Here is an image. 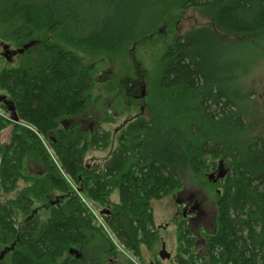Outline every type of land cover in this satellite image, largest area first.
Instances as JSON below:
<instances>
[{"label":"trees","instance_id":"trees-1","mask_svg":"<svg viewBox=\"0 0 264 264\" xmlns=\"http://www.w3.org/2000/svg\"><path fill=\"white\" fill-rule=\"evenodd\" d=\"M103 1L98 10L89 0H0V41H33L28 51L40 48L44 62L35 67L27 58L29 63L0 69V90L19 119L0 116V133L11 126L8 140H0V247L16 242L9 264H106L107 257L117 258L110 239L94 226L87 206L95 204L108 210L101 218L113 237L138 258L141 245L160 241L152 203L205 183L217 187L213 207L204 211L197 202L191 218L179 219V249L165 260L264 264V142L238 147L221 136L223 126L241 125V115L231 92L205 72L211 70L208 28L167 44L153 107L123 122L102 163H85L90 150L110 147V133L99 125L90 130L63 123L86 110L95 62L122 57L135 35L131 0H105L108 10ZM173 2L201 9L229 35L264 32V0ZM222 162L226 175L209 182ZM91 247L95 255H85Z\"/></svg>","mask_w":264,"mask_h":264},{"label":"rangeland","instance_id":"rangeland-1","mask_svg":"<svg viewBox=\"0 0 264 264\" xmlns=\"http://www.w3.org/2000/svg\"><path fill=\"white\" fill-rule=\"evenodd\" d=\"M89 1L96 2V9L99 10L98 2L102 0ZM112 1L114 0L107 2ZM153 1L148 4L149 2L145 3L141 0H131L130 4L135 15L133 41L126 47L122 57L109 62H95L98 74L95 73V83L90 90V102L86 110L77 115L74 120L83 124L84 129L96 130V126L99 125L101 129L108 131L111 135V145L105 151L90 150L85 157V163H102L115 147L116 137L120 134L123 122L139 112L146 113L147 108L153 107V96L159 95L156 88L158 71L167 44H170L176 35H185L199 28H208L212 37L209 50L205 51L211 62V70L206 68L205 72L216 75L228 89H226L227 94L231 92L235 109L241 115L239 127L231 130L227 126L222 127V138L227 144L232 143L231 145L238 147H246L254 141L264 142V32L257 31L251 35H229L214 28L210 16L197 7L180 9L173 0ZM107 2L104 0L103 5L108 10ZM113 10L112 5L109 12ZM126 14L125 10L121 20ZM3 41H0V54L3 53V47L6 45L8 51H15V56L11 62H6L1 57L0 69L7 64L16 67L20 62H28L25 61L27 58L31 59L28 63L35 67H40L44 63L40 58V48L25 50L22 54L17 53L22 45L30 41H24L19 46L14 42ZM82 62L89 64L88 60ZM222 83L218 87L224 90ZM0 95H3L1 90ZM0 113L8 121L13 122L8 112L1 109ZM109 116L112 117V122ZM67 123L66 121L65 124ZM10 131L11 126L6 127L0 133V140L6 142ZM224 164L221 163L223 170L226 171V164ZM217 170L218 168L210 173L214 175L213 179H216ZM213 179L209 182L213 183ZM219 181L222 179L217 180L215 184ZM216 188L206 183L202 186L192 184V186L175 189L161 200L153 202L154 222L160 241L150 248L141 245V256L138 258L122 247L107 229L101 218V210H104L96 209V204L87 206L94 218V226L102 228L118 254L117 258L107 257L106 264H171L172 262L165 260L166 258L160 257L162 243L165 245L162 256L168 254L175 257L179 249L180 233L177 222L182 216L186 221L191 218L190 211L195 210L192 206L197 202L203 203L204 211L206 210L204 207L209 204L213 207ZM190 191L193 193L190 194ZM188 197L191 204L183 206L181 200ZM111 201L117 202L116 194L111 196ZM193 231L194 228L191 232ZM112 239L125 254L114 245ZM191 252L194 253V250L192 249ZM95 253L96 249L91 247L85 255H95ZM10 255H4L0 264H9Z\"/></svg>","mask_w":264,"mask_h":264},{"label":"water","instance_id":"water-1","mask_svg":"<svg viewBox=\"0 0 264 264\" xmlns=\"http://www.w3.org/2000/svg\"><path fill=\"white\" fill-rule=\"evenodd\" d=\"M34 45V42H29V43H26L24 45H22V48L19 49L17 51V53L19 54H22L25 50H28L29 48H31L32 46ZM9 54H10V51H8V46H4L3 47V53H2V56L6 59V60H10L9 58ZM142 95V94H141ZM0 103H2L5 107V111L8 112L10 115H11V120L14 122V123H18V117L15 113V109H14V105L11 101L7 100L6 99V96L5 95H0ZM226 175V171L223 170L222 168V165L220 164L219 167H218V170H217V175H216V179L212 180L213 183H215L217 180L219 179H222L224 178V176ZM210 176H213L214 175H210ZM209 180L211 179L210 177H208ZM108 210H104V211H101V215L105 214ZM8 249H5L3 251L0 252V261L4 258V255L5 253L7 252ZM164 251V246L162 247V251L160 253H162ZM170 255H165V256H162L160 255L161 259H168Z\"/></svg>","mask_w":264,"mask_h":264},{"label":"flooded vegetation","instance_id":"flooded-vegetation-1","mask_svg":"<svg viewBox=\"0 0 264 264\" xmlns=\"http://www.w3.org/2000/svg\"><path fill=\"white\" fill-rule=\"evenodd\" d=\"M14 52H15V51H10V54H9V58H10V60H9V61L6 60L7 62H11V60H13V58H14V56H15V53H14ZM0 56L3 57L2 54H0ZM3 58H4V57H3ZM4 59H5V58H4ZM67 122H68L67 124L63 123V127L65 126L66 128H68L70 125H72V124H74V123H77L81 129H84V128H83V127H84L83 124H81V123L78 122V121H75L74 118H72L70 121H67ZM64 124H65V125H64ZM209 177H210L211 179H213V176H209ZM178 202H180V201H178ZM181 203H182L183 206H185V205H187V204H191V200H190V199L188 200V198H185V199L181 200ZM196 205H197V203H195V204L192 206V209L197 208ZM198 210H199V209H198ZM190 212H191V213H192V212H195V210H191ZM17 227H20L19 222L17 223ZM156 228H157V227H156ZM2 231H3V226L0 225V232H2ZM17 233H19V230L17 231ZM16 239H18V236H16ZM15 244H16V242H12V243H9V244L6 245V246H3V247L0 249V252L3 251V250H5V249H8L7 252L5 253V255H6V254H11V255H13V251H14V249H15ZM163 246H164V248H165L164 243H162V247H163ZM109 251H110V253L113 254V255H118L117 252L114 251V248L111 247V246H109ZM163 254H164V252L160 253V255H163ZM73 255H81V254H80V252H78V253H74ZM167 255H168V254H167Z\"/></svg>","mask_w":264,"mask_h":264},{"label":"built area","instance_id":"built-area-1","mask_svg":"<svg viewBox=\"0 0 264 264\" xmlns=\"http://www.w3.org/2000/svg\"><path fill=\"white\" fill-rule=\"evenodd\" d=\"M0 116L4 117L3 115H1V113H0ZM112 241H113V239H112ZM113 243L122 253L125 254V252L121 248H119L118 245L114 241H113Z\"/></svg>","mask_w":264,"mask_h":264}]
</instances>
